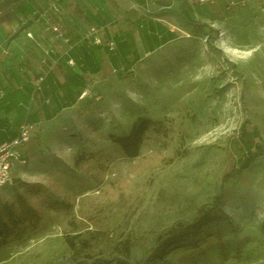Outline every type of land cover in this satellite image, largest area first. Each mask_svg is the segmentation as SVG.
<instances>
[{
    "label": "rangeland",
    "instance_id": "374dc122",
    "mask_svg": "<svg viewBox=\"0 0 264 264\" xmlns=\"http://www.w3.org/2000/svg\"><path fill=\"white\" fill-rule=\"evenodd\" d=\"M232 9L35 131L0 191V264H264V156L243 167L235 139L264 141V0Z\"/></svg>",
    "mask_w": 264,
    "mask_h": 264
},
{
    "label": "crops",
    "instance_id": "0c3cea01",
    "mask_svg": "<svg viewBox=\"0 0 264 264\" xmlns=\"http://www.w3.org/2000/svg\"><path fill=\"white\" fill-rule=\"evenodd\" d=\"M53 1L0 0V143L16 138L22 124H32L36 131L55 121L90 96L105 74L130 71L182 34L193 33V24H222L237 3L255 0H61L62 27L75 44L70 56L78 66L70 67L64 56L38 86L50 43L44 22L32 16L49 11ZM102 24L108 25L103 45L82 39L91 26ZM58 45L63 52L64 45ZM56 58L52 55L50 61ZM85 91L88 95L80 99Z\"/></svg>",
    "mask_w": 264,
    "mask_h": 264
},
{
    "label": "built area",
    "instance_id": "2783aa9c",
    "mask_svg": "<svg viewBox=\"0 0 264 264\" xmlns=\"http://www.w3.org/2000/svg\"><path fill=\"white\" fill-rule=\"evenodd\" d=\"M200 2H207L211 0H199ZM237 4H244L241 1ZM50 12L55 14L57 22L53 21ZM62 14L61 0H54L49 7V11L36 12L32 16V19L36 21H43L45 25V31L49 35V47L44 50V56L41 60V76L37 81V85L42 84L47 75L56 67L60 58L67 56L69 59L67 64L76 68L78 66L76 60L70 56L75 44L70 37H68L62 27ZM2 12L0 11V17ZM108 25H93L82 36V39L88 41L90 45L101 46L104 44L103 34L107 30ZM27 37L33 39L34 36L31 32L27 33ZM58 43L64 45L65 50L60 51ZM109 48L116 49V43L114 41L109 42ZM52 55H57L58 58L50 61ZM82 67V65L80 66ZM88 95L85 91L80 99H84ZM35 132V126L32 124H22L19 128L16 138L0 143V191L13 183V174L20 168L29 164V157L25 152L26 145L30 142Z\"/></svg>",
    "mask_w": 264,
    "mask_h": 264
},
{
    "label": "trees",
    "instance_id": "16d2710c",
    "mask_svg": "<svg viewBox=\"0 0 264 264\" xmlns=\"http://www.w3.org/2000/svg\"><path fill=\"white\" fill-rule=\"evenodd\" d=\"M193 26V33L197 36L203 35L205 30L209 28L210 26L207 24L202 23H195ZM146 125L144 126H138L135 128L132 135H130L127 138L120 139L118 143L122 146L124 149L126 155L129 158H136L139 155L140 147L142 144V135L147 130ZM236 140L241 145V149L246 154V158L243 161V167L249 166V164L253 161H255L257 158H260L264 156V141L257 138V135L251 134L248 128L244 125L241 127L240 133L235 137ZM232 173L226 174L222 182L223 184L227 183L232 178ZM222 195H219L217 197V203H219L222 200ZM28 214H33L31 211ZM1 235V231H0ZM129 251L127 250L126 256H129ZM119 264H131L129 260H121L119 261Z\"/></svg>",
    "mask_w": 264,
    "mask_h": 264
},
{
    "label": "bare ground",
    "instance_id": "6f19581e",
    "mask_svg": "<svg viewBox=\"0 0 264 264\" xmlns=\"http://www.w3.org/2000/svg\"><path fill=\"white\" fill-rule=\"evenodd\" d=\"M189 35H187V37H188Z\"/></svg>",
    "mask_w": 264,
    "mask_h": 264
}]
</instances>
